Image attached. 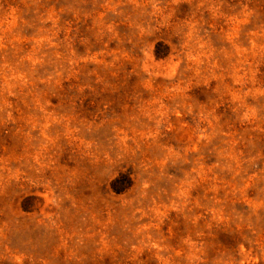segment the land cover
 <instances>
[{
    "label": "rangeland",
    "instance_id": "obj_1",
    "mask_svg": "<svg viewBox=\"0 0 264 264\" xmlns=\"http://www.w3.org/2000/svg\"><path fill=\"white\" fill-rule=\"evenodd\" d=\"M0 264H264V0H0Z\"/></svg>",
    "mask_w": 264,
    "mask_h": 264
},
{
    "label": "trees",
    "instance_id": "obj_2",
    "mask_svg": "<svg viewBox=\"0 0 264 264\" xmlns=\"http://www.w3.org/2000/svg\"><path fill=\"white\" fill-rule=\"evenodd\" d=\"M155 55H156L157 58H161V57L164 56V54H160L159 52H156ZM117 180H118V179H116L115 181H113V182L111 183V187H112V190H113L115 193L119 194V193H121L122 191H124L126 188L129 187V180H128V182H126V184H125V182H124V184H121L120 186H116V182H117Z\"/></svg>",
    "mask_w": 264,
    "mask_h": 264
}]
</instances>
